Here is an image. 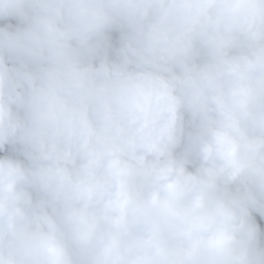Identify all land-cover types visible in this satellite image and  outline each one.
I'll use <instances>...</instances> for the list:
<instances>
[{"label":"clouds","instance_id":"9594fccd","mask_svg":"<svg viewBox=\"0 0 264 264\" xmlns=\"http://www.w3.org/2000/svg\"><path fill=\"white\" fill-rule=\"evenodd\" d=\"M0 264H264V0H0Z\"/></svg>","mask_w":264,"mask_h":264}]
</instances>
